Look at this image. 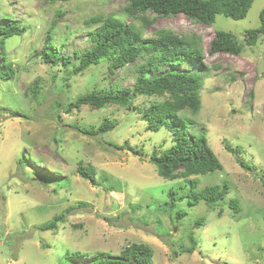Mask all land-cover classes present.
Masks as SVG:
<instances>
[{
  "label": "rangeland",
  "instance_id": "rangeland-1",
  "mask_svg": "<svg viewBox=\"0 0 264 264\" xmlns=\"http://www.w3.org/2000/svg\"><path fill=\"white\" fill-rule=\"evenodd\" d=\"M126 7V0H0V25L25 27L6 41L15 75L0 78V264H89L100 254L119 258L134 243L153 249V264H264V35L256 46L245 45L246 32L261 25L264 0H255L245 19L218 15L213 26L185 15L148 13L155 19L144 29L140 19L124 15ZM97 16L134 25L144 38L161 29L202 37L204 63L187 61L162 72L198 73L202 79V108L196 116L184 115L195 121L189 131L204 132L223 165L221 171L190 179L198 181V190L230 184V194L214 208L204 201L196 206L187 198L180 201L188 179L166 180L148 160L155 147L170 144L169 130H148L137 108L160 99L138 97L133 109L83 106L67 112L70 103L92 91L133 89L136 68L144 61L114 74L104 61L76 74L77 56L94 45L89 37L101 23L89 20ZM54 21L53 49L71 60L68 66L46 64L41 56ZM216 31L233 33L245 46L242 54H211ZM106 117L117 127L103 140L131 144L142 159L129 151L115 154L70 127L98 128ZM80 165L95 169L94 184L78 173ZM170 190L178 202L164 211ZM233 199L239 201L237 213ZM177 209L186 213L180 222ZM57 216L66 223L56 231L42 230ZM68 252L83 257L71 259Z\"/></svg>",
  "mask_w": 264,
  "mask_h": 264
},
{
  "label": "trees",
  "instance_id": "trees-1",
  "mask_svg": "<svg viewBox=\"0 0 264 264\" xmlns=\"http://www.w3.org/2000/svg\"><path fill=\"white\" fill-rule=\"evenodd\" d=\"M255 0H126L127 7L124 15L128 18L141 20L143 28L153 24V19L147 17L153 13L157 17H172L185 15L190 21L196 24L213 26L218 15H224L234 20L245 19ZM261 25L259 28L246 32L245 45L254 47L257 45L260 36L264 35V9L260 14ZM53 22L52 28L48 31L46 42L41 51V56L46 64L58 65L62 63L68 66L71 60L68 57L59 55L53 49L52 30L56 25ZM90 24L100 26L90 34L93 47L77 56L79 65L74 68L76 74H82L98 66L101 62L109 63L108 70L114 74L115 70L122 69L128 65L135 64L140 58L144 61L136 68L138 76L135 87L116 90L110 88L107 91L90 93L80 96L75 102L70 103L68 113L80 110L83 106L92 109L103 110L108 106L133 109L138 97L146 99L157 98L161 101H153L150 105L137 108L142 121L147 129L152 132H159L162 128L169 130L170 144L155 147L148 160L155 165L158 174L166 180L175 181L188 179L189 190L179 200L188 199L191 206L198 205L204 201L209 208H214L226 199L230 194L229 183L223 185L207 186L198 190V181L190 179L199 175H206L221 171L223 165L211 149L204 132L191 133L190 127L195 126L194 119L186 118L184 113L188 112L196 116L202 108L201 90L202 79L198 73L179 72L175 69L162 72L163 68L169 66H180L187 61L199 64L204 63L205 53L202 47V37L196 33L177 34L171 30L161 29L154 37L144 38L143 31L134 25H128L121 19L114 16L103 18L97 16L89 20ZM25 27L17 22H9L0 25V51L3 58L4 69L0 67V78L11 79L16 70L9 61L6 52V41L24 33ZM244 44L241 43L233 33L216 31V37L210 48V53H228L235 56L242 54ZM176 119L174 122L172 119ZM85 136L97 139L100 146L106 145L114 149L115 154L129 151L136 157L142 159V152L131 146V144L118 145L103 140V136L114 131L116 122L106 117L98 128H82L80 125L70 126ZM162 147V148H161ZM231 153L238 154L240 150L230 149ZM121 155V154H120ZM22 162V160H21ZM239 164L251 169L243 160ZM78 173L86 180L95 183L96 171L94 168L80 165ZM169 201L166 202L168 209L173 210L178 202L174 191L168 192ZM232 209L239 212V201H231ZM186 213L177 209L176 220L182 221ZM63 216L55 217L51 222L42 226V230H58L59 224H65ZM203 220L198 226L201 227ZM190 237L193 247L195 241ZM193 253V250H189ZM71 259H80L83 255L79 252H68ZM154 251L145 244L134 243L121 251L119 258H111L106 254H100L89 264H153Z\"/></svg>",
  "mask_w": 264,
  "mask_h": 264
}]
</instances>
